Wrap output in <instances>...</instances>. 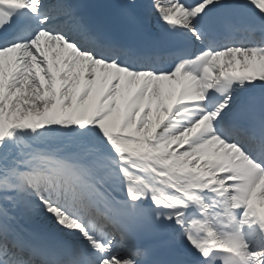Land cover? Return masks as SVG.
<instances>
[{
    "label": "snow or ice",
    "instance_id": "snow-or-ice-1",
    "mask_svg": "<svg viewBox=\"0 0 264 264\" xmlns=\"http://www.w3.org/2000/svg\"><path fill=\"white\" fill-rule=\"evenodd\" d=\"M0 264H264V0H0Z\"/></svg>",
    "mask_w": 264,
    "mask_h": 264
}]
</instances>
